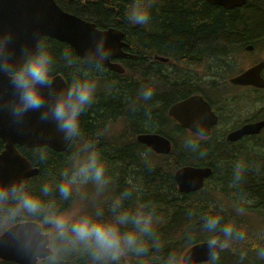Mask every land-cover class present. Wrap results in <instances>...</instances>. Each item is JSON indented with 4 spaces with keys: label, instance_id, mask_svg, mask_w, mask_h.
I'll use <instances>...</instances> for the list:
<instances>
[{
    "label": "clouds",
    "instance_id": "obj_1",
    "mask_svg": "<svg viewBox=\"0 0 264 264\" xmlns=\"http://www.w3.org/2000/svg\"><path fill=\"white\" fill-rule=\"evenodd\" d=\"M157 3L128 0L127 22L150 26ZM113 53L102 32L77 53L69 46L57 51L44 35L21 43L11 28L0 25V116L24 131L36 114L66 146L58 166L46 167L42 176L0 179V250L13 249L21 264H220L225 251L236 255L235 264H245L250 253L264 261V225L246 222L247 203L239 192L250 168L243 156L231 163L232 198L214 200L206 211L189 208L187 223L175 236L162 231L165 219L143 185L134 177L121 181L111 170L102 145L110 125L89 132L83 118L101 91L117 90L116 81L104 80ZM58 72L64 73L62 86ZM154 92L153 85L142 84L128 99V109L144 107L150 120L145 106ZM204 119H194L192 132L181 138L182 147L201 159L208 155L200 143L208 136ZM49 139L41 130L31 154L38 166L52 159ZM138 156L153 166L150 149ZM201 244L205 258L194 252Z\"/></svg>",
    "mask_w": 264,
    "mask_h": 264
},
{
    "label": "trees",
    "instance_id": "obj_2",
    "mask_svg": "<svg viewBox=\"0 0 264 264\" xmlns=\"http://www.w3.org/2000/svg\"><path fill=\"white\" fill-rule=\"evenodd\" d=\"M57 1L67 11L96 22L100 28L115 27L125 33L127 48L135 58L126 59L125 73L105 72L104 80L116 81L117 90L111 94L100 92L96 104L83 118L84 128L91 132L104 124L110 125V132L102 140V145L111 170L121 181L134 177L143 185L146 197L156 203L159 213L165 219L162 231L166 235L175 236L187 223L186 213L189 208L206 211L208 204L214 200H230L235 191L228 186L231 163L241 156L250 164L245 183L239 189L248 208L245 220L252 225H264V135L241 143L237 149L225 145V141L220 139L200 141L201 147L208 151L207 157L201 159L182 147L181 138L187 133L180 125H174L176 129L172 134L175 138L167 135L164 129L161 130L172 140V152L168 156L161 155L167 158H158L151 152L152 167H147L140 161L138 153L149 148L137 140V134L143 131L145 125L155 117H162L161 103L166 105L175 96L188 95L200 83L187 79V74L191 78L195 76L193 72L189 73L190 68H186V74L170 72L163 75L160 71L161 64L155 62V53H150V50L161 48L156 53L175 58H183L190 53L204 54L202 57L216 66L214 70L217 73L224 77L232 74L239 68L238 55L246 52V46L251 44L255 50L264 51V0H247L242 7L232 9L210 4L207 0H158L148 27L133 26L127 22L124 10L128 0H92L87 4L80 0ZM47 38L57 51L64 46L71 47L54 38ZM232 54L233 59L230 56ZM237 60V66L231 64ZM189 61L187 62L196 64ZM177 63L180 62L177 60ZM226 65L229 66L219 72ZM196 68L193 67L192 70ZM106 71L110 73L108 68ZM58 73L64 75L63 72ZM142 84H151L155 88L152 100L145 106L151 111L150 120L145 118L144 107L136 112L128 109V99L136 95ZM259 101L262 102L260 109L264 116V93H261ZM119 123H122L121 127L116 128ZM160 124L165 127L161 122L155 124L153 130H160ZM21 150L32 161L33 149ZM50 151L53 156L49 165L38 166L32 161L40 172L31 179L42 176L46 167L55 168L61 162L65 151ZM181 163L211 166L214 170L213 178L203 190L181 193L173 178L174 168ZM236 259L232 252L225 251L221 254L220 264H235ZM0 264L8 263L0 261ZM245 264H264V261L256 260L254 254L250 253Z\"/></svg>",
    "mask_w": 264,
    "mask_h": 264
},
{
    "label": "water",
    "instance_id": "obj_3",
    "mask_svg": "<svg viewBox=\"0 0 264 264\" xmlns=\"http://www.w3.org/2000/svg\"><path fill=\"white\" fill-rule=\"evenodd\" d=\"M207 1L210 4L222 3L227 7L241 5L240 0ZM0 25L11 28L21 43L26 40L34 43L35 36L44 35L68 43L77 53L82 52L92 38L102 32L107 36L109 46L114 49L113 58L129 56L123 50V47L127 46V41L123 40L125 35L123 31L114 27L101 29L97 27L96 22L88 21L73 12L66 11L56 0H0ZM250 46L253 48V45L250 44ZM107 66L113 70L123 71L121 63L117 61H110ZM263 68L264 60L232 78V82L264 87V78L261 75ZM63 83L64 80L58 77L57 84L62 86ZM169 113L191 130L190 125L194 119L203 116L208 135L211 133V127L218 120L209 103L201 95H193L181 100L170 108ZM29 125V130L22 131L10 125L6 115L0 116V138L6 142V148L0 153V179L27 178L39 173V168L32 166V163L18 151L16 144L35 147L40 143L41 130L44 135L50 137L48 147L60 152L66 150L62 138L52 130L51 125H41L37 121L36 114L30 115ZM263 127L264 121L245 123L232 130L228 139L236 141L244 135L257 134ZM138 139L158 153H169L172 149L171 141L159 133L139 134ZM211 174L210 167L187 165L176 171L175 178L181 192H191L201 189L205 184V179ZM194 252L201 258L207 256V248L203 244L196 247ZM0 256L21 264L20 257L11 248L0 250Z\"/></svg>",
    "mask_w": 264,
    "mask_h": 264
},
{
    "label": "flooded vegetation",
    "instance_id": "obj_4",
    "mask_svg": "<svg viewBox=\"0 0 264 264\" xmlns=\"http://www.w3.org/2000/svg\"><path fill=\"white\" fill-rule=\"evenodd\" d=\"M71 1H74V0H71ZM80 1H82L83 4H87L92 0H80ZM107 1H110V0H107ZM160 50H162V49L161 48L151 49L150 53H152V54L155 53V56H154V58L156 59L155 62H158L161 64V70L160 71L163 75H168L170 72L186 74L187 73L186 68H190L191 70L189 71V73L193 72L192 74H194L195 76L193 78H191V76L187 74V77H188L187 79L190 78L193 81L194 80L200 81V83L195 89L188 92L189 93L188 95L175 96L174 97L175 99L172 102L167 103L166 105L161 103V105L164 107V112L162 111V113H161L162 117H160V116L155 117L150 123L147 122L148 125H145L146 127L142 128L143 131L139 134L159 133V134L168 138V136L165 134L167 131L163 130L164 129L163 125H161L162 128L160 130H153L154 125L161 123L164 118H165V121L162 122L163 124L166 125V123H168L169 125H172V124L173 125H180L182 128H184V130L186 131L187 134L191 133L192 130L190 128L185 127L177 118L170 115L169 112H170V108L174 104L180 102L183 99L188 98L191 95L200 94L206 99V101H208V103L211 105L213 112L218 117L217 123L215 125H213L211 128V133L206 138H203L201 141L207 140L209 138L220 139V140L225 141L224 142L225 145H228L231 148L237 149L241 143H244V142L246 143L248 140H250L252 138L254 139V138H257L258 136L264 135V127H263L261 129V131L257 134H247V135H244L241 139L236 140V141H230L228 139L230 132L232 130H235V129L241 127L243 124L248 123V122H256L259 120H264V116H262V111H261L260 106L258 104L259 97H260L261 93H264V88L257 87V86L252 85V84H237V83L234 84L230 80L233 76L236 75V73L243 71L245 68H242L240 70L238 69V70L234 71L232 74H228L224 77V75L217 73L215 70L213 72V70L210 67L209 60L208 59L205 60L202 57L204 54L201 55L200 53H190V54H187L183 58H175V57H171L168 55L156 53ZM157 55L167 58L168 61H163L162 59H157L156 58ZM118 60H120L122 63H124V59L120 58ZM177 60L180 63H177ZM189 60L198 64L199 66H202V67L196 68V70H192L193 67L191 66V63L187 62ZM173 66L176 67L177 69L173 68ZM180 70H182V71H180ZM109 71H110V73L107 71H106V73L111 74V71L115 72L111 69H109ZM263 75H264V70H263ZM176 77H178V76L176 75ZM247 95H249V98L251 100V104L242 108L240 110L239 115L236 112L234 113L232 106L237 104L242 98H245L244 96H247ZM143 110H144V108H143ZM161 130H163L165 133H162ZM139 134H137V136ZM168 139L172 143V149L169 153H158L157 151H155L154 149L149 147L147 144H143V143L142 144L147 146L151 150L152 153L157 155L156 157L167 158V157H163V156H168L174 148V144H173L172 140L170 138H168ZM0 141L2 143V144L0 143V150H1L2 148H4L5 145L1 139H0ZM161 155H163V156H161ZM225 162H226V160H225ZM187 165H191V166L196 165V167H205L202 165L199 166L198 164H194V163H181V164H179L176 168H174V171H173L174 183L177 185L178 188H179V186H178V183H177L176 178H175V173L179 168H181L183 166H187ZM212 178H213V176L205 179V184L201 189L191 191L188 193H193V192H198L200 190H203L205 188V186L208 185L209 181Z\"/></svg>",
    "mask_w": 264,
    "mask_h": 264
},
{
    "label": "rangeland",
    "instance_id": "obj_5",
    "mask_svg": "<svg viewBox=\"0 0 264 264\" xmlns=\"http://www.w3.org/2000/svg\"><path fill=\"white\" fill-rule=\"evenodd\" d=\"M246 50V52L243 54V53H240L239 55H238V59H240V65H239V70L240 69H242V68H246V67H248V66H250L252 63H254L255 61H257V60H259V59H261V58H263L264 59V51H257L256 53H254L253 52V50L251 51V50H247V49H245ZM230 56H232L231 57V59H233V54L232 55H230ZM255 57H257V58H255ZM230 59V58H229ZM230 59V60H231ZM229 60V61H230ZM238 61L239 60H237V61H235V62H232L231 64H236V66L238 65ZM212 64L213 63H210V65H211V69L214 71V69H216V66H212ZM191 66L192 67H197V68H201L202 66H199V65H196V64H191ZM229 65H226V66H224L225 68L224 69H219V72H222L223 70H225L227 67H228ZM221 67V66H220ZM223 67V66H222ZM225 93V92H224ZM223 93V94H224ZM250 95V94H249ZM249 95H247V96H244L245 98H242L237 104H235V105H233L232 106V108H233V111H234V113L236 112V113H238V115H239V113H240V110L242 109V108H244V107H246V106H248V105H250L251 104V100H250V98H249ZM263 95V94H262ZM258 104H259V106H261L262 105V102H258ZM162 111H164V107H162ZM161 111V112H162ZM163 121H165V118L162 120V122ZM165 123V122H164ZM165 125V124H164ZM116 128H120V126L119 125H117L116 126ZM162 128V126H161V124L159 125V129H161ZM174 129H176L175 127H174V125L172 124V125H169L168 123H166V125H165V127H164V130L165 131H167L166 132V134L167 135H169V136H171V137H173V138H175L174 136H173V134H172V131L174 130ZM170 131V132H169ZM156 164H158V162H156Z\"/></svg>",
    "mask_w": 264,
    "mask_h": 264
},
{
    "label": "bare ground",
    "instance_id": "obj_6",
    "mask_svg": "<svg viewBox=\"0 0 264 264\" xmlns=\"http://www.w3.org/2000/svg\"><path fill=\"white\" fill-rule=\"evenodd\" d=\"M246 1L247 0H240V2H241V5H237V6H234V7H227L226 5H224V4H222V3H217L216 5H220V6H223V7H225V8H228V9H232V8H237V7H242L245 3H246ZM109 28H111V27H109ZM115 28V27H114ZM105 29H108V28H105ZM116 29H118V28H116ZM118 30H120V29H118ZM120 31H122V30H120ZM127 47H128V44H127ZM246 49L247 50H252V49H254V48H252L250 45H248L247 47H246ZM128 58H135V55L134 54H132L131 52H130V55L128 56ZM156 58L157 59H162L163 61H168V59L167 58H165V57H162V56H159V55H157L156 56ZM256 86V85H255ZM257 87H260V86H257ZM262 88H264V87H262ZM259 121H264V120H259ZM169 138V137H168ZM192 165V164H191ZM196 166V165H195ZM205 167H210L211 169H212V174L210 175V177L213 175V172H214V170H213V168L211 167V166H205ZM209 177V178H210ZM179 189V188H178ZM180 191V190H179ZM181 192V191H180ZM181 193H188V192H181Z\"/></svg>",
    "mask_w": 264,
    "mask_h": 264
}]
</instances>
